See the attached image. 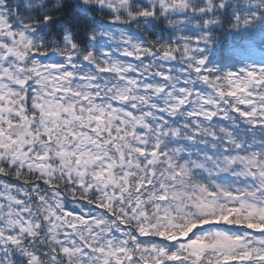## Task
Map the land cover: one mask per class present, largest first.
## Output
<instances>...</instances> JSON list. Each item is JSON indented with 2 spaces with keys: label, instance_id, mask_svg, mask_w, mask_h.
Returning a JSON list of instances; mask_svg holds the SVG:
<instances>
[{
  "label": "snow or ice",
  "instance_id": "snow-or-ice-1",
  "mask_svg": "<svg viewBox=\"0 0 264 264\" xmlns=\"http://www.w3.org/2000/svg\"><path fill=\"white\" fill-rule=\"evenodd\" d=\"M0 264H264V0H0Z\"/></svg>",
  "mask_w": 264,
  "mask_h": 264
}]
</instances>
